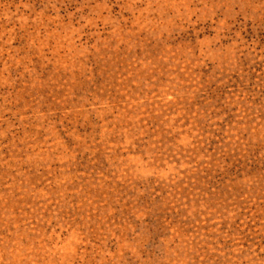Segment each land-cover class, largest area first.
<instances>
[{
    "label": "rangeland",
    "instance_id": "374dc122",
    "mask_svg": "<svg viewBox=\"0 0 264 264\" xmlns=\"http://www.w3.org/2000/svg\"><path fill=\"white\" fill-rule=\"evenodd\" d=\"M0 264H264V0H0Z\"/></svg>",
    "mask_w": 264,
    "mask_h": 264
}]
</instances>
